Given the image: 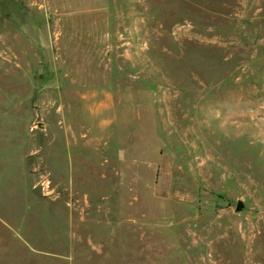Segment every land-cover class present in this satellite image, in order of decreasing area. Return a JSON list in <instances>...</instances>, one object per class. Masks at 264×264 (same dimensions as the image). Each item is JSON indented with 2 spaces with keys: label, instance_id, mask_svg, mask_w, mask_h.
<instances>
[{
  "label": "rangeland",
  "instance_id": "1",
  "mask_svg": "<svg viewBox=\"0 0 264 264\" xmlns=\"http://www.w3.org/2000/svg\"><path fill=\"white\" fill-rule=\"evenodd\" d=\"M0 264H264V0H0Z\"/></svg>",
  "mask_w": 264,
  "mask_h": 264
},
{
  "label": "water",
  "instance_id": "2",
  "mask_svg": "<svg viewBox=\"0 0 264 264\" xmlns=\"http://www.w3.org/2000/svg\"><path fill=\"white\" fill-rule=\"evenodd\" d=\"M237 209H240V204H238Z\"/></svg>",
  "mask_w": 264,
  "mask_h": 264
}]
</instances>
